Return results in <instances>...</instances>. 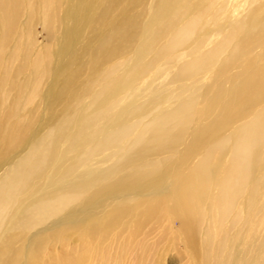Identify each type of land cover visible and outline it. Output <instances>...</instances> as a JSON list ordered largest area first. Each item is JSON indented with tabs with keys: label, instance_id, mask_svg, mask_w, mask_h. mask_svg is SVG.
Listing matches in <instances>:
<instances>
[{
	"label": "bare ground",
	"instance_id": "1",
	"mask_svg": "<svg viewBox=\"0 0 264 264\" xmlns=\"http://www.w3.org/2000/svg\"><path fill=\"white\" fill-rule=\"evenodd\" d=\"M36 1L0 0V65ZM41 3L63 32L45 58L12 51L28 75L0 111V264H62L49 240L74 230L87 246L127 214L135 231L179 219L203 262L264 264V0ZM42 81L35 128L21 109Z\"/></svg>",
	"mask_w": 264,
	"mask_h": 264
},
{
	"label": "rangeland",
	"instance_id": "2",
	"mask_svg": "<svg viewBox=\"0 0 264 264\" xmlns=\"http://www.w3.org/2000/svg\"><path fill=\"white\" fill-rule=\"evenodd\" d=\"M41 1L37 0L34 3L32 8L34 12L31 11L29 6L22 4L21 7H24H20L19 13L15 16L13 21L15 24L14 29L5 42V55L0 65V76L4 67V70L6 69L9 72L8 79L11 82L14 81L16 85L12 86V84L7 82L3 90H0V111L3 114L10 112L12 108H16L17 101H22L18 95L20 94V87L24 84L25 77L28 75V72H20L22 57L12 58V51L18 47H27L31 51L30 60L33 61L40 55L45 58L42 49L52 43L53 45L57 44L58 35L63 32L58 23L54 27V32L47 25L48 22L44 19L42 11L44 6ZM60 14L58 12L57 18ZM0 15H3L1 11ZM53 20L56 21L55 16H53ZM30 43L31 45H29ZM48 81L50 82L51 79ZM46 86L47 81L45 85L44 81H42L37 87L36 94L38 95L29 100L26 98L28 102L25 99L23 101L22 107L24 108L21 109V116L29 114V110L32 109L31 115L33 116L34 112L36 118L35 128L39 127L38 122L41 121L44 114L43 98ZM53 86L55 91L62 88L61 83H53ZM33 88V85H28L25 93L31 94L34 91ZM4 92L7 97H4ZM58 103H60V106L61 102ZM59 106L56 105L55 107ZM14 120L12 117L8 123L14 122ZM1 173L2 171H0ZM133 221L134 218L127 214L109 237L104 240L94 238L87 246L83 244L81 234L78 231L68 232L66 235L70 237L67 241L55 237V240L48 241L50 245L47 244L45 257L58 256L64 258L65 262L63 261L64 263L62 264H71L73 262L71 260L67 261L68 257L78 258L80 256L83 259L77 264H214L213 262L202 261L201 246L197 243L192 245L188 241L185 234L180 230L181 221L179 219L150 222V224H146L147 226L144 225V227L136 231L134 230ZM201 238L199 236L198 239ZM249 255H253L255 258L257 256L256 250L246 248L239 253L241 259Z\"/></svg>",
	"mask_w": 264,
	"mask_h": 264
}]
</instances>
